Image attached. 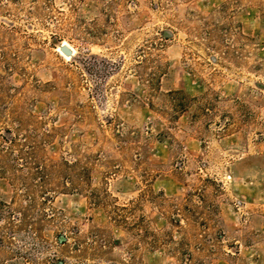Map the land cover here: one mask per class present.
Listing matches in <instances>:
<instances>
[{
  "label": "rangeland",
  "instance_id": "rangeland-1",
  "mask_svg": "<svg viewBox=\"0 0 264 264\" xmlns=\"http://www.w3.org/2000/svg\"><path fill=\"white\" fill-rule=\"evenodd\" d=\"M6 130L0 264H264V0H0Z\"/></svg>",
  "mask_w": 264,
  "mask_h": 264
},
{
  "label": "trees",
  "instance_id": "trees-1",
  "mask_svg": "<svg viewBox=\"0 0 264 264\" xmlns=\"http://www.w3.org/2000/svg\"><path fill=\"white\" fill-rule=\"evenodd\" d=\"M1 142H0V159L4 160L5 157L2 155V153L10 152L9 149L12 148V146L19 145V138L17 136L11 135V132L9 130H6L5 134H0ZM7 173V170L5 171Z\"/></svg>",
  "mask_w": 264,
  "mask_h": 264
},
{
  "label": "water",
  "instance_id": "water-1",
  "mask_svg": "<svg viewBox=\"0 0 264 264\" xmlns=\"http://www.w3.org/2000/svg\"><path fill=\"white\" fill-rule=\"evenodd\" d=\"M60 50H61V52H62L63 54H65V55H67V56H69V55L72 54V49H71L69 46H67L66 44H62V45L60 46Z\"/></svg>",
  "mask_w": 264,
  "mask_h": 264
}]
</instances>
